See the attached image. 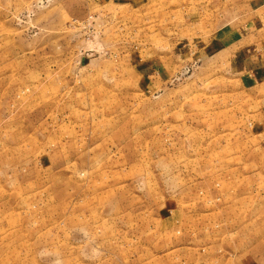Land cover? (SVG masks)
<instances>
[{"label": "rangeland", "instance_id": "374dc122", "mask_svg": "<svg viewBox=\"0 0 264 264\" xmlns=\"http://www.w3.org/2000/svg\"><path fill=\"white\" fill-rule=\"evenodd\" d=\"M256 16L0 0V264H264L263 230L192 212L227 189L264 208V55L229 43Z\"/></svg>", "mask_w": 264, "mask_h": 264}, {"label": "crops", "instance_id": "0c3cea01", "mask_svg": "<svg viewBox=\"0 0 264 264\" xmlns=\"http://www.w3.org/2000/svg\"><path fill=\"white\" fill-rule=\"evenodd\" d=\"M257 1L260 2V4L264 3V0H257ZM256 17L252 18L249 21V23H256L257 21L264 23L263 17H257L258 18L257 21L255 19ZM232 42H233V44H232ZM229 43L233 46L236 45L235 47H232V48H236L238 53H241V51H243V50L245 51L246 50L245 48H247L246 46H248L252 43L253 48L258 52V55L263 56L264 55V26L257 27L253 30L247 31L244 34H239V35L236 34V35H234L233 39ZM229 43H227L226 45H223L220 48L221 52L226 51L230 48V46H228ZM243 46H245V47L242 48ZM253 48H251V49H253ZM248 49H249V47H248ZM251 49H249V50H251ZM246 178H247V180H249L247 176H246ZM252 181H255V176H252ZM253 183H255V182H253ZM226 191L227 192L225 194H221V196L218 197L220 200L219 203H217V202L215 203V201H214V203L208 202L207 204L211 205L210 208H208V209L203 208L200 212L196 211V210H194L192 212L195 214H198L199 216H203V215H209L210 216V215H213L215 212L220 213V219L222 221L221 222L222 228L226 229V231H230V228H232L231 227L232 220L236 221L238 228L241 226V224L243 225L244 223H251L252 224L251 225L252 231L250 230L249 232L255 233V232L262 231V230L264 231V208H262V209L258 208L254 204L252 205V207H249V206L244 207L242 203H240L239 205L236 206V202H238L240 199H243L245 194H243V196H242V194L233 193L229 189H227ZM193 195H195V193ZM206 196H208V195H206ZM212 196H213V194L211 193V197ZM212 198H214V197H212ZM168 200L169 199L167 198L165 202L167 203ZM199 208H201V207H198L196 205L192 209H199ZM236 215L241 216V218L240 219H233V217H236ZM246 216L249 217V220H246ZM207 224L211 225L212 222L210 221ZM253 224H254V226H253ZM204 232H208L207 228L204 230ZM237 232L240 233L239 230ZM242 232H245V231L243 230ZM240 238H241V236L238 234L237 238L232 243L227 244V247H232V246L238 245L240 242Z\"/></svg>", "mask_w": 264, "mask_h": 264}]
</instances>
